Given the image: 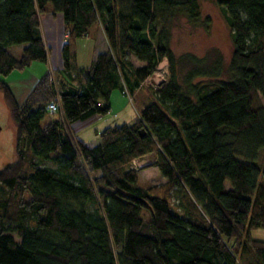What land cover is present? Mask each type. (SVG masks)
Returning <instances> with one entry per match:
<instances>
[{"label": "trees", "instance_id": "1", "mask_svg": "<svg viewBox=\"0 0 264 264\" xmlns=\"http://www.w3.org/2000/svg\"><path fill=\"white\" fill-rule=\"evenodd\" d=\"M216 3L228 60L170 46L174 17L208 25L200 0H0L2 77L47 62L41 13H61L67 32L55 82L46 71L18 102L0 78L15 134L0 169V264H264L251 236L264 227V0ZM95 28L108 48L78 68L77 41ZM163 59L168 76L139 118L94 145L65 130L107 114L114 90L142 89ZM56 95L63 118L46 119ZM150 154L165 182L145 187L132 163Z\"/></svg>", "mask_w": 264, "mask_h": 264}, {"label": "rangeland", "instance_id": "2", "mask_svg": "<svg viewBox=\"0 0 264 264\" xmlns=\"http://www.w3.org/2000/svg\"><path fill=\"white\" fill-rule=\"evenodd\" d=\"M200 7L202 16L208 17V25L204 24L194 25L189 23L184 17L176 16L169 23V33H170V46L176 55L185 52H193L197 55H204L209 53V59L211 60L217 54H223L225 59L228 60L231 51L232 44L230 38V29L228 24L224 18L223 12L221 8L217 5L216 0H200ZM50 12L51 11H46ZM53 16L55 14H52ZM40 18V30L43 38V42L48 54V72L51 74V77L56 79V72L60 71L62 68V57H61V47L63 43L67 40V32L64 28L63 19L58 20L60 24L59 28H56L54 31V35L52 39L49 38L47 31H45L41 16ZM98 30L100 28L93 29V36H98L96 42L92 39V36L81 38V41H77V50L82 48H90L96 46L105 45V50H107L108 45L104 38V35L101 37L98 35ZM92 33V32H91ZM24 44L12 45L9 47L10 52L16 57L19 56L23 49ZM84 46V47H80ZM60 47V48H59ZM54 48V50L52 49ZM53 51V52H52ZM88 51V50H87ZM77 52V51H76ZM77 54V53H76ZM132 61L135 65H140V63L131 56ZM165 67L163 70L157 71L161 73L163 71V77L160 82L155 85H151L150 83L144 81L142 84L141 95L149 93V90H154L159 84L164 82L168 76V61L165 59ZM30 66V65H29ZM26 67L25 70H31L30 67ZM185 66V67H184ZM182 66L183 69H186L187 66ZM24 70V69H23ZM22 70V71H23ZM14 71V70H13ZM156 69L154 70V72ZM156 73V74H158ZM162 75V73L160 74ZM55 88L57 91V87L55 84ZM120 94L118 91H115ZM58 93V92H57ZM124 99H120L117 103V106L124 107L125 110L122 113H119L117 117H112L109 115L111 112L107 114H98L99 116H104L105 120L110 125H120L122 123H127L131 118H139V114L135 109V104L138 106V109H143L138 105L136 100H133V95H126ZM58 95L54 97L51 101L55 100ZM114 113V112H112ZM97 115L95 117L89 118L87 120H77L72 124H69L70 130L72 134L79 133L78 131H83V135L85 139H92L94 137V129L90 128L91 125L96 121ZM51 117L50 112L47 114L46 119ZM53 117H59V112L54 113ZM103 118V120H104ZM0 123H1V131H0V169L3 167L4 163L7 160H11L15 157V134L12 121L9 116V111L7 106L0 94ZM65 130L69 132L68 124H65ZM80 131V132H81ZM153 154L146 155L140 158L136 164L135 169L138 172V183L141 186H158L165 182V178L161 176L158 169L155 166H146L149 163L153 162L154 156ZM48 164V163H46ZM145 166V167H144ZM264 183L263 173L261 172L258 177V184ZM251 236L254 239L264 240V227H260L251 231Z\"/></svg>", "mask_w": 264, "mask_h": 264}, {"label": "crops", "instance_id": "3", "mask_svg": "<svg viewBox=\"0 0 264 264\" xmlns=\"http://www.w3.org/2000/svg\"><path fill=\"white\" fill-rule=\"evenodd\" d=\"M40 16H41L45 31H47L49 33L47 35L49 36L50 39H52V37L54 35V31L56 30V28L60 27L58 20L62 19V14L56 13L53 16L50 12H44V13H41ZM91 32H92V39L96 42L95 39H97L98 36H93V31H91ZM98 35L100 37L103 35L102 30H98ZM81 40L82 39H79V41H81ZM80 47H84V46H80ZM52 49L54 50V48H52ZM104 51H105V45L90 47V48H82V49L79 48V50H77V52H76L77 53L76 54V65H77V67L78 68L87 67L88 64L91 62V60L98 53H101ZM29 67H30L29 69H31L30 71L25 70V69L23 71L14 70L8 76H5V77L0 76V78H2L6 82V84L9 86L14 98L18 102H22L24 100V98L29 93V91L31 90L32 86L35 84L37 79L39 77H41L46 71H48V63L47 62L33 61ZM141 90L142 89L135 91V93L133 94V96H134L133 100H136L138 105L143 108L148 103L149 98L144 93H143V95H141L142 94V93H140ZM115 91H118L120 94H118ZM125 97H127V96L119 90H114L112 92L111 97H110V111H109L111 113L109 115H112V117H117L119 115V113H122V111L125 110L124 107L117 106V103L119 102V100L121 98L124 99ZM134 106H135L137 113L139 114L140 110L138 109V106L136 104ZM112 112H114V113H112ZM50 115H51V117L54 116V114H50ZM96 115H97L96 118H94V119H96V121L90 127L92 129H94V137H92V139H85V137L83 135V131H81L82 129L80 130L81 132L78 131L79 133H75V134H72V131L70 130L71 134L74 137H77V138L83 140L87 144H90V145L96 144L99 141L98 133L104 127L110 126V124H108V122L105 120L106 118H104V116L102 117V116H99L98 114H96ZM59 117H63L62 112H59ZM92 117H95V115L91 116L90 118H92ZM53 118H55V117H53ZM103 118H104V120H103ZM136 119L137 118H131V119H129L130 121H128V122H132Z\"/></svg>", "mask_w": 264, "mask_h": 264}, {"label": "built area", "instance_id": "4", "mask_svg": "<svg viewBox=\"0 0 264 264\" xmlns=\"http://www.w3.org/2000/svg\"><path fill=\"white\" fill-rule=\"evenodd\" d=\"M48 60V59H47ZM166 63H165V59H163L162 61H160L158 63V65L156 66V71L152 72L146 79L145 81L150 83L151 85H155L157 84L158 82L161 81L162 77H163V71L161 72L162 75H160L161 73H158L157 71H161L164 69ZM154 69V70H155ZM158 73V74H156ZM47 110L50 112V114H54V113H57V112H62L63 114V111H62V108H61V105H60V101H59V96L56 97L55 100L53 101H50L48 104H47ZM63 118V117H62ZM68 129L70 131V127H69V124H68ZM71 132V131H70ZM138 160H134L133 163H132V167L135 168L136 167V164H137Z\"/></svg>", "mask_w": 264, "mask_h": 264}, {"label": "water", "instance_id": "5", "mask_svg": "<svg viewBox=\"0 0 264 264\" xmlns=\"http://www.w3.org/2000/svg\"><path fill=\"white\" fill-rule=\"evenodd\" d=\"M1 128H2V126H1V123H0V131H1ZM145 133H146L145 128H141V129H140V134H141V135H144ZM152 156H154V155H152Z\"/></svg>", "mask_w": 264, "mask_h": 264}]
</instances>
